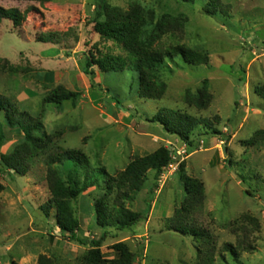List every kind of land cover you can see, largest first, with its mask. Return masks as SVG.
I'll return each mask as SVG.
<instances>
[{
  "label": "rangeland",
  "instance_id": "374dc122",
  "mask_svg": "<svg viewBox=\"0 0 264 264\" xmlns=\"http://www.w3.org/2000/svg\"><path fill=\"white\" fill-rule=\"evenodd\" d=\"M96 1L55 0L41 5L0 0L6 9L36 8L20 28L10 20L0 23V98L39 121L41 134L56 146L83 152L89 160L87 169L101 187L106 175L116 177L135 158L160 148L170 153L173 145L185 144L161 124L148 121L160 110L208 119L218 133L203 125L193 128L194 146L189 147L184 173L204 185L203 206L190 217L210 231L216 247L210 261L203 262V241L167 229L168 219L186 199L180 168L164 180L155 181L154 170L147 173L144 188L126 202L143 218L122 231L97 225L94 204L103 192L100 186L89 189L72 201L81 224L78 236L90 243L107 232L103 253L113 259L110 247L124 242L135 264H264V100L254 91L264 85V0H221L228 15L215 16L204 10L205 0L193 4L107 0L125 11L138 5L156 19L176 18L182 25L161 42L179 43L209 57L199 66L179 57L169 59L161 76L167 89L160 100L140 97L138 75L132 69H88L90 52L128 56L118 43L94 32ZM4 64L16 73L2 69ZM87 70L95 72L93 78ZM205 80L211 97L201 109L187 101V94H196ZM58 86L82 95L61 106L45 103ZM1 131L0 156L11 154L25 140L19 128L7 125L5 112L0 113ZM254 137L259 143H246ZM44 157H36L24 176L6 171L0 160V182L5 186L0 193V264H41V257L48 264H85L90 244L80 245L62 235L54 210L49 216L44 212L50 198ZM58 168L67 179L69 167ZM246 233L255 249L233 259L223 245L236 244Z\"/></svg>",
  "mask_w": 264,
  "mask_h": 264
},
{
  "label": "trees",
  "instance_id": "16d2710c",
  "mask_svg": "<svg viewBox=\"0 0 264 264\" xmlns=\"http://www.w3.org/2000/svg\"><path fill=\"white\" fill-rule=\"evenodd\" d=\"M8 1L38 2L44 5L55 0ZM181 1L190 4L195 2V0ZM95 10L96 16L92 21L94 32L118 43L128 56L126 58L102 56L90 52L87 61L88 69L97 67L101 72H118L125 68L134 70L138 75L139 95L144 99L160 100L165 94L167 85L162 81L161 76L169 59L179 57L185 63L194 66L208 63L207 55L190 50L179 43L164 45L161 42L165 34L173 35L174 29L182 25L176 18L156 19L153 13L144 11L138 5H133L125 11L109 5L107 0H97ZM204 10L213 16L218 13L228 15L227 7L221 0H205ZM32 11H36V8L31 7L25 12H21L17 8L6 9L0 6V23L3 20H10L15 28H20ZM7 67L12 73H16L13 67L5 64L2 69ZM86 74L93 78L95 72L87 70ZM207 82V80L204 81L205 86L199 89L196 94L188 92L187 101L190 104L194 103L201 109L207 105L206 101H209L211 97L207 92ZM254 91L258 97L264 100V85L256 86ZM81 95V92L58 86L45 97L44 102L61 106L66 101L76 102ZM1 112H5L7 125L11 128H19L25 136L24 142L17 146L11 154L0 156L4 168L6 171L24 176L29 171L33 160L44 154L48 167L47 183L50 192V198L46 206L43 207L44 212L49 216L50 211L54 210L56 225L62 235H69L71 241L80 245L90 244L91 249L84 256V263L135 264L133 254L124 242H118L110 247L113 259L103 253L102 243L107 237V232H104L100 239L90 243L78 236L81 224L76 216L72 201L78 199L89 189L100 186L99 179L87 169L89 165L87 156L76 149H64L56 146L50 137L41 134L42 128L39 121H36L27 112H19L6 98H0ZM148 121L161 124L167 132L178 136L190 148L194 146L193 141L190 140L193 128L203 125L210 131L213 129V133H218L208 119L192 117L171 109L160 110ZM260 133L263 134V131ZM3 143L4 133L1 131L0 149ZM246 143L256 145L259 142L254 137ZM169 155L167 149L160 148L152 154L135 158L116 177L106 175L105 185L100 186L103 194L94 204L97 225L103 229L122 231L138 224L142 220L143 214L130 210L126 206V202L134 200L136 194L144 188L147 173L150 170H154L156 173L155 181L160 178L164 169L171 162ZM62 166L69 167L67 179L63 178L58 168ZM103 172L102 169L101 173ZM179 172L186 199L175 215L168 219L167 229L203 241L205 246L204 249H201V253L206 255L203 262L210 261L216 247L213 236L209 230L198 227L190 217L193 212L203 206L204 185L200 180L191 178L184 173V163L181 164ZM82 178L84 179L82 180ZM4 190L5 186L0 182V193ZM247 238L246 233L243 238L238 239L236 244H224V252L235 259L240 256L241 252L253 251L255 248ZM39 261L41 264L49 263L42 257Z\"/></svg>",
  "mask_w": 264,
  "mask_h": 264
},
{
  "label": "built area",
  "instance_id": "2783aa9c",
  "mask_svg": "<svg viewBox=\"0 0 264 264\" xmlns=\"http://www.w3.org/2000/svg\"><path fill=\"white\" fill-rule=\"evenodd\" d=\"M189 153H190L189 152V145L187 143L182 144L179 147H176V145H173V148H172L170 155H169L171 162L162 172L160 179L164 180L170 174L176 173L179 170L181 164L184 163V161L188 157Z\"/></svg>",
  "mask_w": 264,
  "mask_h": 264
}]
</instances>
